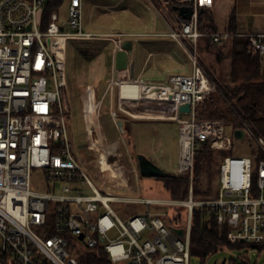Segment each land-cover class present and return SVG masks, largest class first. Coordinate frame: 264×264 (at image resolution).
I'll list each match as a JSON object with an SVG mask.
<instances>
[{
	"label": "built area",
	"instance_id": "built-area-1",
	"mask_svg": "<svg viewBox=\"0 0 264 264\" xmlns=\"http://www.w3.org/2000/svg\"><path fill=\"white\" fill-rule=\"evenodd\" d=\"M49 1L0 0V264H96L101 252L111 264H189L193 212L200 206L210 207L218 223L229 225L230 240L264 243V136L247 125L238 127L245 130L251 153L237 155L224 120L196 116L197 107L212 101L218 89L200 63L202 38L221 42L247 37L251 50L264 62V32H202L200 12L211 9L214 0H150L161 14L171 17L168 35L187 53L192 72L146 80L132 76L129 68L116 67V53L127 39L137 40V34L86 32L82 0H69L67 20H61L59 10L49 11ZM172 1L192 7L190 18L171 14ZM96 36L111 37L115 45L112 74L103 94L96 95L92 86L86 89L96 117L93 122L86 117L82 98L86 147L92 152L86 159L76 151L69 132L67 47L69 40ZM106 98L118 128L120 111L179 124V167L174 175L189 176L188 199L126 196L94 182L90 168L103 183L118 189H131L133 175L136 179L140 175L124 129L119 128L121 135L114 141L104 132L101 112ZM184 104L190 105L189 112L180 111ZM204 142L233 153L221 164L219 197L198 201L193 195L195 157ZM34 168L44 169L47 179L59 183L52 185L53 192L32 189ZM115 204L145 209L124 217ZM163 205L176 211L185 208L182 226L169 222V213L160 210ZM179 228L182 235L175 231Z\"/></svg>",
	"mask_w": 264,
	"mask_h": 264
},
{
	"label": "rangeland",
	"instance_id": "rangeland-1",
	"mask_svg": "<svg viewBox=\"0 0 264 264\" xmlns=\"http://www.w3.org/2000/svg\"><path fill=\"white\" fill-rule=\"evenodd\" d=\"M155 1V0H154ZM156 2V1H155ZM157 3V2H156ZM68 4L67 2L59 9L61 20H67ZM82 26L84 31L95 33L111 32H132V33H155L168 30V24L163 15L159 13L158 8L150 0H83ZM69 29V27H67ZM133 40L134 48L130 50L131 57L135 56V72L142 79L159 81L163 77L172 74L182 73L190 74L192 72V63L179 43L170 36H157L154 34H139ZM80 45L94 46L93 43H85L79 40H69L67 48V66L66 73L69 81V98L72 107V114L69 119V132L72 139H75V148L79 154L88 159L91 158L92 152L86 147L85 122L81 104V90L78 84L82 76H88L87 80H92L93 76L100 72L104 59L88 62L91 58L87 55L85 63L76 55V48ZM206 40L200 43V63L206 67L212 79L218 78L219 81L232 88L233 84L227 80V74L230 63V49H224L223 59H219L217 50L213 47L206 48ZM92 57V56H91ZM98 80L100 77H96ZM82 82H86L83 77ZM97 90L102 95L105 86L100 85ZM218 98V96H217ZM107 103L109 98L104 100L101 112V123L107 137L114 141L121 135V130L112 121L107 112ZM107 105V106H106ZM85 111V110H84ZM137 116V114H135ZM132 122L133 134L131 136V145L128 144V137L125 134V140L132 152L134 149L137 154L144 153L158 165L163 167L167 172L174 174L179 167V124L176 121L135 118L128 115ZM226 132L233 137V150L237 155H249L251 153V143L248 138L235 137V119L228 115L224 120ZM115 124V125H114ZM116 137V138H115ZM233 153V152H232ZM231 154V153H229ZM228 154V155H229ZM225 156L218 158V163L214 169L213 183L219 187V163L223 162ZM138 163V161H137ZM91 176L94 182L103 189L116 192L118 194L133 196L139 193L143 198H155L160 200H169L171 197L166 189L163 179L155 177H146L139 175L136 179L133 175L131 189L115 188L111 183H103L98 177L95 169L90 168ZM59 185L46 178L45 170L34 168L31 176V187L38 192H53L52 185ZM58 183V184H57ZM114 207L123 212L122 216L127 217L133 211H143V205L133 204H115ZM154 210H157L156 208ZM161 211H167L171 218L174 217L176 209L169 205L160 207ZM184 216L186 210L184 209ZM174 226H179L173 223ZM244 257L249 259V264H264V249H232L227 248L210 255L205 262H202L198 256H192L189 264H235L231 260L235 259L240 264Z\"/></svg>",
	"mask_w": 264,
	"mask_h": 264
},
{
	"label": "trees",
	"instance_id": "trees-1",
	"mask_svg": "<svg viewBox=\"0 0 264 264\" xmlns=\"http://www.w3.org/2000/svg\"><path fill=\"white\" fill-rule=\"evenodd\" d=\"M69 0H50L49 11L59 10L64 3ZM178 1H172L169 11L175 13V6ZM209 11L200 12L199 29L202 32H214L210 21ZM234 19L232 16L231 21ZM206 40V48L213 47L217 50L219 59L224 57V49L230 50V63L227 80L233 84L232 88H227L218 78L212 80L218 89L213 100L205 102L197 107L196 116L198 119H220L225 120L231 114L235 119V128L249 126L256 135L264 136V62L262 58L251 50L250 40L247 37H232L229 40L215 42L210 37L202 38ZM101 48L100 45H95ZM212 78V77H211ZM218 96V98H217ZM108 105V106H107ZM109 114V104L107 103ZM111 117V115H110ZM129 116L119 112V118L124 121V134L128 137V144L131 145L133 134L132 122ZM112 119V117H111ZM113 121V119H112ZM115 125V124H114ZM116 138V137H115ZM132 155L136 157L134 149ZM232 149H214L209 143H201L195 157V178H194V199L198 201L212 200L219 197V187L213 183L214 169L218 163V158L232 153ZM222 162L219 163V178ZM166 189L171 198L186 200L189 198L190 178L184 176H171L163 179ZM184 207L176 211L174 217H168L170 223L183 225L185 221ZM177 214V215H176ZM191 231V255L198 256L202 262L223 249H264V243H254L245 241H232L229 238L231 228L227 223L220 224L217 214L212 212L208 206L195 207L193 212V223ZM88 259V258H87ZM96 264H111L105 252H101L96 259ZM232 263L237 264L234 259ZM240 264H249V259L244 257Z\"/></svg>",
	"mask_w": 264,
	"mask_h": 264
},
{
	"label": "crops",
	"instance_id": "crops-1",
	"mask_svg": "<svg viewBox=\"0 0 264 264\" xmlns=\"http://www.w3.org/2000/svg\"><path fill=\"white\" fill-rule=\"evenodd\" d=\"M206 10L209 11L210 21L212 22V26L215 31L224 32V31L240 30L247 32H264V0H214V6L211 9H206ZM177 12L179 11L176 10L175 14ZM232 16H234V19L231 21ZM165 19L168 24V28H169L168 30L155 32V33H138V34L132 32H121V31L111 32V33H131L137 35L154 34L157 36H169L168 33L172 28L173 22L170 16L165 17ZM86 32L94 33V34H105V33H95L91 31H86ZM127 40L133 41L134 39L129 38ZM79 41H84L85 43L91 42L94 44L93 47H91L90 45L89 47L88 45H80L76 48L77 57L81 59L84 63L86 61V58L83 57H86L87 55H89L87 56L88 58H91V60L88 62H91L92 60L93 61L97 60L99 58L105 60L104 64L101 67L100 72H97V74L93 76L92 80H87L88 76H82V78L79 79L78 84L81 90V103H82L84 91L87 89L88 86H92L95 90H100L101 87L100 85L106 86V81L112 74L111 66L113 64V54L111 52L112 49L114 48L115 43H114V39L108 36L107 37L96 36L91 39H84ZM97 44L100 45L101 48L95 47V45ZM95 56L97 59L95 58ZM129 58L131 59L130 51H129ZM98 76L100 78L96 80L97 79L96 77ZM83 77H85L86 82H82ZM167 77H163L159 81L165 80ZM96 93H97L96 95H99L97 91Z\"/></svg>",
	"mask_w": 264,
	"mask_h": 264
},
{
	"label": "water",
	"instance_id": "water-1",
	"mask_svg": "<svg viewBox=\"0 0 264 264\" xmlns=\"http://www.w3.org/2000/svg\"><path fill=\"white\" fill-rule=\"evenodd\" d=\"M175 9L179 11V13L184 18H190L191 14L193 13V8L190 6H180L176 5ZM134 48V43L132 40H126L123 44V49L119 50L116 53V67L121 69H127L129 68L131 71L132 76H135V56L129 58V51ZM191 110V107L189 104H184L180 106L181 112H189ZM119 128H124V121L123 119L118 120ZM246 135V132L242 128H236L235 130V137L237 138H244ZM137 161L138 166L140 169V173L143 176L146 177H155L159 179H164L167 177L174 176V174L167 172L163 167L158 165L156 162H154L152 159H150L146 154L144 153H138L137 154ZM175 231L182 235L183 229H175Z\"/></svg>",
	"mask_w": 264,
	"mask_h": 264
},
{
	"label": "bare ground",
	"instance_id": "bare-ground-1",
	"mask_svg": "<svg viewBox=\"0 0 264 264\" xmlns=\"http://www.w3.org/2000/svg\"><path fill=\"white\" fill-rule=\"evenodd\" d=\"M84 92H85L84 93V97H85V106H84L85 114H86L87 119L91 120L93 122V120H95L96 117H95V114H94L92 103L90 101V97H89V94H88L87 90H85Z\"/></svg>",
	"mask_w": 264,
	"mask_h": 264
}]
</instances>
